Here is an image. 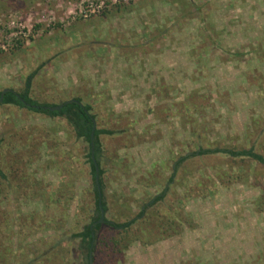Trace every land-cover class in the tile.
<instances>
[{
    "label": "rangeland",
    "instance_id": "1",
    "mask_svg": "<svg viewBox=\"0 0 264 264\" xmlns=\"http://www.w3.org/2000/svg\"><path fill=\"white\" fill-rule=\"evenodd\" d=\"M34 72L33 99L81 97L114 131L101 135L108 219L168 187L122 251L101 226L92 264H264V164L175 167L201 147L264 155V0H0V90ZM86 152L65 117L0 103V264L86 262L72 237L96 208Z\"/></svg>",
    "mask_w": 264,
    "mask_h": 264
},
{
    "label": "trees",
    "instance_id": "2",
    "mask_svg": "<svg viewBox=\"0 0 264 264\" xmlns=\"http://www.w3.org/2000/svg\"><path fill=\"white\" fill-rule=\"evenodd\" d=\"M35 75V72L30 74L25 83V88L23 91H16L12 88L6 90L3 94V99L0 102L1 104H10V105H16L19 107H25L33 112H39V113H45L50 116L54 117H65L70 125H72L74 129L75 136L78 139H83L87 143V152H86V161L89 164L90 173L92 175V180L94 184V196H95V214L93 215V218L91 221L86 224L82 230L74 232L72 235L73 238H80L81 240V248L84 252L86 262L84 264H92L93 256L98 250V241L97 236L98 232L103 224H108L111 227L115 228L117 231H120V237L118 240H114L113 243L116 244V247L119 251H122V248H119L120 243L123 242L126 244V242L130 238L134 239H140V234L136 231H132V227L135 224V222L138 220L139 217L146 216V208L150 205H156L160 201H162L167 196L168 187L164 188L162 193L156 195L146 206L141 210L140 215L137 217H134L132 219H129L125 222H118L108 219L106 216H104V220L100 221L101 218V209L99 204V191L96 183V167L95 162L92 157V150L95 155V159L99 165V175H100V185H101V191H102V206L104 208V211H108V203L106 201V198L104 196V169L102 168V162H101V156H102V140L101 135L102 134H112L114 133L113 130L107 129V128H99L98 125H96L94 134H93V141L94 144L92 146V131L94 122L96 123L97 114L94 111L93 105L91 103H88L83 100L81 97H74L73 100L69 101L68 103H65L66 101H63L62 103H65L62 108L51 110L49 106H56L58 103H44V102H38L31 96V90H32V79ZM3 89L0 90V97L2 94ZM84 101V102H83ZM212 155V154H225L230 157L234 158H249L250 160H254L258 163L264 164V155L260 152H258L254 147H243V148H231L228 146L224 147H201L197 151H193L190 153H187L185 155H182L179 160L176 163V168L180 166L184 161L188 160L191 157L197 156V155ZM176 172V171H175ZM6 174L3 171L1 167V156H0V178H6ZM173 179V177H171ZM174 218H168L169 221H167L166 226L169 222H171ZM49 223V221H48ZM149 229V228H148ZM140 230L143 232V230H147L146 228H140ZM144 234V232H143ZM16 257L15 253L10 251L9 257ZM8 258V257H7ZM12 260V257H11Z\"/></svg>",
    "mask_w": 264,
    "mask_h": 264
},
{
    "label": "water",
    "instance_id": "3",
    "mask_svg": "<svg viewBox=\"0 0 264 264\" xmlns=\"http://www.w3.org/2000/svg\"><path fill=\"white\" fill-rule=\"evenodd\" d=\"M6 90H8V88H6V89H4V90L2 91V94H1V97H0V102H1L2 99H3V94H4V92H5ZM71 100H73V99L67 100L65 103H68V102L71 101ZM65 103H61V104H58V105H56V106H49V108H50L51 110L60 109V108L63 107V105H64ZM95 127H96V123L94 122L93 131H92V146H93V144H94V141H93V137H94V136H93V134H94ZM92 157H93L94 162H95V167H96V177H95V179H96V183H97V187H98V191H99V197H100V200H99L100 209H101V218H100V221H103V220H104V216H105V211H104V208H103V206H102V201H101L102 191H101V185H100L99 165H98V163H97V161H96V159H95V155H94L93 150H92Z\"/></svg>",
    "mask_w": 264,
    "mask_h": 264
},
{
    "label": "crops",
    "instance_id": "4",
    "mask_svg": "<svg viewBox=\"0 0 264 264\" xmlns=\"http://www.w3.org/2000/svg\"><path fill=\"white\" fill-rule=\"evenodd\" d=\"M8 89H10V88H8Z\"/></svg>",
    "mask_w": 264,
    "mask_h": 264
}]
</instances>
